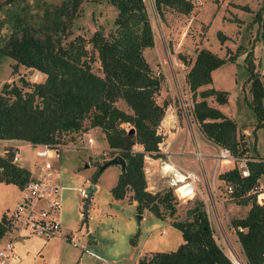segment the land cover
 <instances>
[{
	"label": "trees",
	"instance_id": "1",
	"mask_svg": "<svg viewBox=\"0 0 264 264\" xmlns=\"http://www.w3.org/2000/svg\"><path fill=\"white\" fill-rule=\"evenodd\" d=\"M17 1L4 0L3 4ZM152 2L157 14L169 7L187 14L193 7L189 0ZM108 3L115 6L117 12L114 28L107 35L96 29L87 40L79 34L65 40L78 15V0H63L59 6L46 9L37 29L23 25L8 35L0 52L15 61L12 72L21 65L43 73L44 79L30 84L20 78L21 86L9 82L2 85L0 140L55 144L74 140L86 132L87 127L100 128L108 156L119 154L125 162L124 170H120L110 188L112 198L119 200L129 193L137 214L141 215L146 209L160 218L159 203L171 215L175 211L172 203L175 197L168 188L162 193L148 191L143 167L144 157H156L157 143L166 135L157 129L165 107L164 103L156 101L160 78L151 73L143 57L144 49L153 45L151 25L142 0H108ZM260 7L264 8V0ZM2 8L0 3V10ZM259 13L260 9L253 18L259 20ZM261 36L264 41V33ZM217 37L221 44L227 39L220 32ZM245 54L250 92L247 105L258 127L264 123V88L251 54ZM194 56L186 72V84L192 92L191 111L198 128L216 146L228 148L235 160L252 157L247 154L246 143L238 134L234 120L206 101L212 97L217 104H226L228 91L210 86L211 72L226 61H235V57L230 54L220 57L207 48H200ZM96 60L99 73L92 69ZM24 86L28 89L23 90ZM118 100L124 102L129 112L116 105ZM123 123H128L134 132L125 131ZM136 144L141 148L133 150ZM12 155L10 148L0 155V182L12 183L21 189L32 172L13 163ZM233 164L217 178L224 185L232 184L230 193L234 201L249 204L246 214L231 218L230 223L247 263L260 264L264 252V206L257 205L254 196L246 194L264 174V162L248 161L250 174L246 178L240 177L237 165ZM99 167L90 176L92 184L101 173ZM194 202L192 208L185 211L186 219L172 223L180 231L182 243L173 251L139 255L136 264H233L212 236L204 203ZM7 224L6 215L2 214L0 239L8 229Z\"/></svg>",
	"mask_w": 264,
	"mask_h": 264
},
{
	"label": "rangeland",
	"instance_id": "2",
	"mask_svg": "<svg viewBox=\"0 0 264 264\" xmlns=\"http://www.w3.org/2000/svg\"><path fill=\"white\" fill-rule=\"evenodd\" d=\"M62 1L19 0L3 4L4 0H0L3 6L0 10V48L4 46L8 35L19 26L26 25L32 29L40 27L44 11L59 6ZM142 2L145 4L153 39L151 48L144 49L143 57L151 73L160 78L156 101L165 104L164 114L170 112L167 109L171 105L177 113L182 130L177 135L185 137V141L189 143L192 142V136H195L197 145L200 141L205 142L195 119L193 118L189 128L183 117L186 113L192 115V92L186 84V72L195 58L194 55L200 48H207L224 58L230 54L235 57V61H226L214 69L210 84L217 90L228 91L226 104L219 105L212 97H208L206 101L234 120L238 134L243 136L246 143L247 154L256 159H264V123L256 127L257 120L247 105L250 92L248 73L245 70L247 62L244 59L245 53L251 54L255 72L264 88V41L261 36L264 32V8L260 7L262 0H196L187 14L170 7L163 8L162 13L157 14L152 0ZM78 4V15L72 21L65 40L78 34L87 40L96 29H101L104 35L113 30L117 10L108 0H78ZM259 9L260 19H254L253 15ZM217 32L227 37L224 43H220ZM87 48H90V44ZM14 63L12 58L0 52V89L6 82L21 86L20 78L30 84L43 81V73L21 65L16 72H12ZM98 67L99 62L96 60L92 66L95 73H99ZM25 89L28 87L24 86L23 90ZM262 104L264 109V97ZM116 105L129 112L122 100H118ZM177 135L171 140L177 141ZM168 136L169 132L164 139ZM83 137L84 145L78 146L74 142L77 148L64 149L57 160L61 169L60 183L65 187L61 193V236L47 239L32 234L23 239L15 237L20 240L13 248L15 256H11L10 264H136L139 255L173 251L182 243L180 231L172 223L186 219L185 211L192 208L195 200L204 201V211L212 236L223 253L229 259L232 253L242 264H247L230 220L243 217L249 204L242 205L234 201L231 193H227L225 185L217 178L220 172L233 166V163L220 168L214 167L211 159L208 160L209 163L205 161L204 165L209 170L205 179V171L201 173L193 169L197 173L198 181L196 193L191 200L182 202L174 199L172 203L175 211L171 215L159 203L160 218L145 209L143 218L137 219L138 214L130 204L129 193H125L124 201H115L110 194V188L115 184L121 170L119 166L105 167L94 184L90 181L97 166L104 159H109L104 155L109 152L104 133L100 128L87 127ZM87 137L92 138L89 145L86 143ZM206 144L211 153L217 149L210 143ZM8 148L11 150V147L5 146L0 140V155ZM140 148L138 144L132 147L133 150ZM190 158L193 159L192 156ZM147 159L153 158L144 157L143 167L147 166ZM41 161L35 155L34 148L20 144L17 164L32 170ZM159 174L157 173L160 188L158 191L162 193L167 185ZM211 180L216 184H212ZM257 181L264 188V174ZM89 185L96 189L85 207ZM79 189L85 192L82 197L78 194ZM199 194H202V200ZM21 195V190L15 185L0 184V212L4 210L9 213L14 208L15 200L17 202ZM90 253L99 259L93 258Z\"/></svg>",
	"mask_w": 264,
	"mask_h": 264
},
{
	"label": "built area",
	"instance_id": "3",
	"mask_svg": "<svg viewBox=\"0 0 264 264\" xmlns=\"http://www.w3.org/2000/svg\"><path fill=\"white\" fill-rule=\"evenodd\" d=\"M189 1L191 3H196V0ZM172 108V105L168 107L167 110L170 112L163 115L157 126V129L162 131L163 134L169 132V136L157 143V150L154 151V154L157 156L154 158L158 171L164 178L167 188L171 190L176 200L183 202L191 200L194 197L198 176L193 169L190 170L177 166L170 159L175 154L171 148V139L181 132L177 113L173 111ZM183 117L185 124L190 128L194 118L193 115L190 114L189 116V114L186 113ZM121 126L125 131L131 128L128 123H123ZM84 134L85 132L81 133L76 136L74 140H63L55 144H32L27 142V145L34 148L35 155L42 159V161L40 165L36 166V171L34 173L32 172L30 178L20 189L22 195L14 204V208L6 214L8 229L2 241H0V264H10L9 261L11 260V256H14L13 241L16 239L15 237L22 238L29 234L42 239L61 236V193L65 187L60 183L61 169L58 167L57 160L60 158V154L64 149L77 148L74 142H77L78 146L84 145ZM86 143L88 145L91 144L92 138L87 137ZM11 151L13 152L11 161L17 164L19 161L18 148L11 147ZM104 155L107 158H111L108 156L107 152H105ZM116 155L118 154L114 156ZM190 156L199 164L204 158V154L198 150L197 147L193 148ZM210 158L214 167L218 166L221 168L224 165H228V163H235L240 177L243 178H246V176L250 174L247 164L248 161L264 162V159H256L248 156H242L239 157V160H235L228 148L226 149L218 146L217 149L211 153ZM144 172H146V169ZM225 189L227 193L232 192V184H226ZM78 194L82 197L85 192L83 189H79ZM247 195H253L257 205L264 206V188L258 181L247 191L246 196ZM237 229L240 231L242 230L240 227ZM12 236L14 238L10 239ZM90 254L93 258L99 259L95 254ZM261 255L262 259L260 264H264V252ZM229 260H231L233 264H242L241 262H233L231 258Z\"/></svg>",
	"mask_w": 264,
	"mask_h": 264
},
{
	"label": "crops",
	"instance_id": "4",
	"mask_svg": "<svg viewBox=\"0 0 264 264\" xmlns=\"http://www.w3.org/2000/svg\"><path fill=\"white\" fill-rule=\"evenodd\" d=\"M200 135L203 137V139H204V141L206 143H210L213 146L217 147L210 140L206 139L205 136L202 134L201 131H200ZM177 136H178L177 137L178 140L177 141H174L173 140L172 143H171V148L172 147L175 148V149L173 148V151H174L175 154L172 156V158H170L171 161L174 162V164H176L177 166H181L183 168H187V169H190V170L191 169H194V170L199 171L201 173H203L205 171L204 174H203L204 179H205V176H208L209 175V170L204 165V162L206 161V162L209 163L208 160L211 159L210 158L211 152L208 151L207 144L205 142H203V141H200L199 142V145H197V143L195 141V138H194L195 136L194 137L192 136V142L191 143H189V141H185V137H182L181 138L180 135H177ZM3 143L7 147L8 146L9 147H17L18 148V152H19V149H20V144L27 145V142H24V141H21V140H16V139H8V140L3 141ZM194 147H197L198 150H200L204 154V158L201 161V166L199 165V163L198 164L195 163L194 159L190 158L191 157L190 156L191 151L193 150ZM179 149H181V150L179 151ZM147 160H148L147 161V166H144V169H146V172H145V181H146V185H147V190L150 191V192H155L156 190H159L160 189L159 188V185H158V178H157V173H159V171H158V167H157L155 158L154 159H147ZM152 164H155V165L153 166ZM202 165H203V167H202ZM30 171L34 173L36 171V167L34 169L30 170ZM159 177H162V176L159 174ZM115 181H116V179H115ZM214 182H215L214 180H211V183L212 184H216ZM163 183H165L164 178H163ZM0 184H2V182H0ZM9 184L10 185H14L12 183H9ZM9 184H4V185H9ZM199 195H200L199 196L200 199L202 200V194H199ZM119 200H123L124 201V198H121ZM119 200H115V201H119ZM202 202H204V201L202 200ZM15 203H16V200H15ZM133 203H134V201L131 200L130 204L135 207V205ZM4 213H6V211H4V210L2 212H0V217ZM142 218H143V212L141 213L140 219H142ZM26 237H28V236H24V237H22L20 239H23V238H26ZM2 239H3V237L0 239V241H2ZM20 239L16 238L13 241V244H14L13 245V248H14L15 244ZM14 256H15V253H14Z\"/></svg>",
	"mask_w": 264,
	"mask_h": 264
},
{
	"label": "water",
	"instance_id": "5",
	"mask_svg": "<svg viewBox=\"0 0 264 264\" xmlns=\"http://www.w3.org/2000/svg\"><path fill=\"white\" fill-rule=\"evenodd\" d=\"M129 134L133 133V129L130 128L127 130ZM109 165H117L119 166V168H121V170H124V165H125V162H124V159L122 158L121 155H116L114 157H111L109 159H107L105 162H103L102 164H100V167H99V171H102L105 169V167L109 166ZM96 187H94L93 185H89L88 186V193H87V196H86V203L84 204L85 207H87V203L89 202V198L91 197V195L93 194V192L95 191ZM135 203V202H134ZM141 215L138 214L137 215V219L140 218Z\"/></svg>",
	"mask_w": 264,
	"mask_h": 264
},
{
	"label": "bare ground",
	"instance_id": "6",
	"mask_svg": "<svg viewBox=\"0 0 264 264\" xmlns=\"http://www.w3.org/2000/svg\"><path fill=\"white\" fill-rule=\"evenodd\" d=\"M231 259H232V261L233 262H235V263H240L241 261L236 257V256H234L232 253H231Z\"/></svg>",
	"mask_w": 264,
	"mask_h": 264
}]
</instances>
